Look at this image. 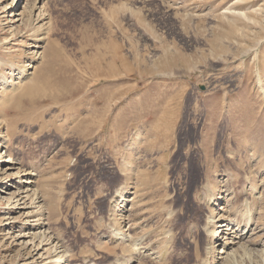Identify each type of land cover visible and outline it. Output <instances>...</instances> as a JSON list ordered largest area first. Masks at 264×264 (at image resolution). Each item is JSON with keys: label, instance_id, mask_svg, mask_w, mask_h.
Returning <instances> with one entry per match:
<instances>
[{"label": "rangeland", "instance_id": "obj_1", "mask_svg": "<svg viewBox=\"0 0 264 264\" xmlns=\"http://www.w3.org/2000/svg\"><path fill=\"white\" fill-rule=\"evenodd\" d=\"M23 5L0 0V264H264V0Z\"/></svg>", "mask_w": 264, "mask_h": 264}, {"label": "bare ground", "instance_id": "obj_2", "mask_svg": "<svg viewBox=\"0 0 264 264\" xmlns=\"http://www.w3.org/2000/svg\"><path fill=\"white\" fill-rule=\"evenodd\" d=\"M31 1V0H30ZM30 1L29 0H24V5H23V7H22V11L19 13V14H14L15 15V20L13 21V22H18V21H24L25 19H24V17H25V15L27 14L26 13V10L29 8V4H30ZM35 4V3H34ZM33 9H34V14H31V17H29L28 18V21L29 20H31L32 18H34L35 16V21H37V22H39V21H42L43 20V18L45 17V12H42V11H39L38 13H36V11H38L39 10V7L35 4L34 6H33ZM28 11V10H27ZM31 13V12H30ZM27 17V16H26ZM26 22V21H25ZM27 23V22H26ZM30 175V174H29ZM33 177L34 176H32V175H30V176H26L25 177V179L24 180H22V179H20V182H21V188L19 187V189H17V192H14V194L13 193H11V195L13 196V197H19L20 196V199L19 200H21V199H23V198H25V197H27L28 199H29V195H30V193L29 192H31L32 191V186H33V183H34V181H33ZM27 192V195L24 197V195H23V193H26ZM26 198V199H27ZM27 199V200H28ZM19 200H17V201H19ZM27 200L26 201H24L26 204H27ZM20 202V201H19ZM15 204H18V202L17 203H15ZM118 209V208H117ZM118 210H120V212H118V213H116L115 215L116 216H118V215H123L124 214V212L125 211H127L128 210V208L126 207V206H123V210H122V207H120ZM116 211V210H115ZM115 215H113V216H115ZM115 216V217H116ZM215 217V211H214V213L211 215V217H210V219H212V218H214ZM224 219H227V220H223L225 223L223 224V225H219L218 224V222H217V224H215V226H214V228L215 229H217V231L218 232H220V231H222V232H224V230H225V235L223 234V235H219L217 238H218V240L217 241H219V246H220V249H219V251L222 253V254H225L224 256L223 255H221V258H224L225 256H227V254H229V248H231V250L233 249L232 248V246H234V245H236V244H238L241 240H242V236H240V235H238V232H237V225H235V221H237V220H235L234 218L232 219V218H224ZM207 221V220H206ZM243 222V221H242ZM208 224H210V220L207 222ZM240 223V222H239ZM244 224V223H243ZM240 225L242 226V224L240 223ZM222 228H223V230H222ZM115 230H117L118 228L117 227H115L114 228ZM115 230H114V232H115ZM207 230H208V228H207ZM255 232V231H254ZM221 233V232H220ZM35 234H37V233H35ZM113 234H116V233H113ZM251 234H252V232H251ZM251 234H250V236H251ZM260 234V233H259ZM39 235V234H38ZM123 236H127V235H123ZM122 236V237H123ZM43 237H44V235H43ZM220 239H222L221 241H220ZM254 239V238H253ZM257 240V239H256ZM254 243V242H253ZM41 244V243H40ZM40 244H39V247H40ZM136 244V243H135ZM217 244V243H216ZM134 245V244H133ZM264 245H262V247H263ZM125 264L127 263L126 261L124 262Z\"/></svg>", "mask_w": 264, "mask_h": 264}]
</instances>
